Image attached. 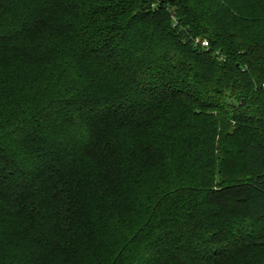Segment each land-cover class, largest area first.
Here are the masks:
<instances>
[{"label":"trees","instance_id":"obj_1","mask_svg":"<svg viewBox=\"0 0 264 264\" xmlns=\"http://www.w3.org/2000/svg\"><path fill=\"white\" fill-rule=\"evenodd\" d=\"M0 264H264V0H0Z\"/></svg>","mask_w":264,"mask_h":264},{"label":"built area","instance_id":"obj_2","mask_svg":"<svg viewBox=\"0 0 264 264\" xmlns=\"http://www.w3.org/2000/svg\"><path fill=\"white\" fill-rule=\"evenodd\" d=\"M205 48L209 47V43L206 40H203L201 43Z\"/></svg>","mask_w":264,"mask_h":264}]
</instances>
